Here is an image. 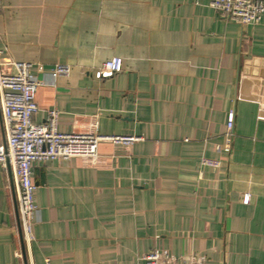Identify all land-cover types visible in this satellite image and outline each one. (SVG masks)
Segmentation results:
<instances>
[{
    "label": "crops",
    "instance_id": "1",
    "mask_svg": "<svg viewBox=\"0 0 264 264\" xmlns=\"http://www.w3.org/2000/svg\"><path fill=\"white\" fill-rule=\"evenodd\" d=\"M0 51L47 81L71 66L38 87L35 121L56 109L60 131L139 137L37 163L30 246L0 166V264H141L155 247L264 264V14L241 24L208 0H3ZM116 56L122 70L101 77Z\"/></svg>",
    "mask_w": 264,
    "mask_h": 264
},
{
    "label": "built area",
    "instance_id": "2",
    "mask_svg": "<svg viewBox=\"0 0 264 264\" xmlns=\"http://www.w3.org/2000/svg\"><path fill=\"white\" fill-rule=\"evenodd\" d=\"M199 3L201 0H193ZM218 14L241 24L259 23L264 14V0H208ZM3 0H0V10ZM1 52V51H0ZM34 63L27 61L0 59V108L5 140L0 143V166L13 177L18 191L17 207L21 237L24 246H30L35 239L34 223L38 206L36 203L37 184L33 180L35 165L49 159H69L76 156H93L98 152V143L110 140L114 143L130 145L139 137L135 135L80 134L60 131L56 109L47 112L41 122L34 120L39 107L35 93L40 85L54 82L59 76H68L71 66L56 63L50 70L51 81L39 78L33 71ZM123 59L113 57L99 68L101 77L111 76L122 70ZM234 111L229 113L226 144L224 149L231 151L234 135ZM220 149V147H218ZM201 167L219 168L218 158L203 157ZM246 201L249 195L245 197ZM141 264H204L205 259L195 254L185 261L168 249L155 247L143 257ZM46 264H50L49 258Z\"/></svg>",
    "mask_w": 264,
    "mask_h": 264
}]
</instances>
